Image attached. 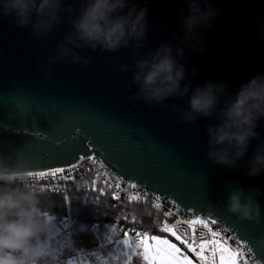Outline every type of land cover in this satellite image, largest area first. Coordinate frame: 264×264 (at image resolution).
Returning a JSON list of instances; mask_svg holds the SVG:
<instances>
[{
  "label": "water",
  "instance_id": "95a60500",
  "mask_svg": "<svg viewBox=\"0 0 264 264\" xmlns=\"http://www.w3.org/2000/svg\"><path fill=\"white\" fill-rule=\"evenodd\" d=\"M208 2L217 15L211 27L200 30L206 34L202 51L183 46L180 62L186 79L181 83L193 89L206 81L223 83L234 94L242 83L264 74V0ZM80 3L64 0L61 23L44 37L33 36L30 26H15L11 16L0 17V153L9 157L8 166L23 157L33 174L51 173L98 158L133 188L158 194L182 213L230 230L264 264V195L257 197L258 221L241 220L227 209L233 188L264 193V173L248 177L247 166L212 165L205 156L203 125L216 121L201 117L188 124L178 119L182 112L172 110L174 104L187 109L188 97L169 98L167 108L128 99L138 90L132 79L138 70L135 62L162 44L180 43V17L187 15L188 0H135L148 10L141 47L131 41L128 48L109 52L69 45L91 63L61 60L51 78H45L53 54L49 50L72 31L69 21L77 12L67 9L78 10ZM256 131L260 140L251 141L245 161L264 141V119Z\"/></svg>",
  "mask_w": 264,
  "mask_h": 264
},
{
  "label": "clouds",
  "instance_id": "9594fccd",
  "mask_svg": "<svg viewBox=\"0 0 264 264\" xmlns=\"http://www.w3.org/2000/svg\"><path fill=\"white\" fill-rule=\"evenodd\" d=\"M202 3L205 7L200 6ZM63 5L64 0H0V17L11 16L15 26H30L33 36L44 37L61 23L59 12ZM67 11L77 12L69 21L72 31L55 50H49L53 54L44 70L45 78H51L53 67L61 60L83 66L91 63V59L82 58L69 45L75 49L116 52L128 48L131 41L139 48L147 38L148 10L138 7L135 0H81L78 10L69 7ZM216 15L217 10L208 0H188L187 15L181 13L180 17V28L184 31L180 43L162 44L135 62L138 70L132 79L138 90L128 99L167 108L165 101L169 98L188 97L187 109L172 105L174 112H182L178 117L181 122L194 124L201 117L216 121L203 125L208 161L237 170L247 166L246 175L257 177L264 173V141L255 146L254 154L246 161L245 157L251 141L260 140L256 129L258 121L264 119V74L242 83L234 94L228 93L223 83L206 81L194 89L189 83H181L186 79L185 65L180 62L184 58L183 46L186 44L194 53L202 51L206 34L200 30L211 27ZM41 63L37 61L38 66ZM192 75H196L194 68ZM8 160V156L0 153V181L12 184L32 173L23 157L17 159L14 167L8 166ZM42 194L44 189L27 183L0 189V264H26L24 258L33 254L34 241L55 229L54 216L38 208ZM260 195L264 193L258 188H233L227 209L241 220L258 221L261 204L257 197Z\"/></svg>",
  "mask_w": 264,
  "mask_h": 264
},
{
  "label": "trees",
  "instance_id": "16d2710c",
  "mask_svg": "<svg viewBox=\"0 0 264 264\" xmlns=\"http://www.w3.org/2000/svg\"><path fill=\"white\" fill-rule=\"evenodd\" d=\"M87 162L85 160V164ZM52 182L48 177L34 181L17 180L12 184L0 181V189L22 187L24 183L44 189L38 208L55 218V229L34 241L33 254L24 258L26 264H73L75 250L91 251L92 258L103 260L104 264H147L143 260L146 247L129 246L125 249L121 242L126 238L123 232L127 228L149 232L151 240L154 235L165 236L159 229L171 223L162 210L151 204L115 199L108 187L97 179L92 167H87L75 181L68 183L67 195L51 191ZM56 184L62 185V182ZM69 212L75 221L71 236L61 226ZM160 248L155 246V251ZM147 249L153 255L152 248Z\"/></svg>",
  "mask_w": 264,
  "mask_h": 264
},
{
  "label": "built area",
  "instance_id": "2783aa9c",
  "mask_svg": "<svg viewBox=\"0 0 264 264\" xmlns=\"http://www.w3.org/2000/svg\"><path fill=\"white\" fill-rule=\"evenodd\" d=\"M86 160L88 161L87 164H85L84 160L79 166L73 169L57 173L55 176H45L44 178H52L53 182L50 185V190L55 192L61 191L67 195L68 183L75 181L76 177L79 174L83 173L87 167H92L95 169L97 179L108 187L114 197L119 196L120 199H123L129 203L151 204L154 208L162 210L165 213V216L171 220V223L165 226L175 229L182 236L187 230V236L189 239H191L192 234L190 229H188V226L182 225L178 221L198 220V218L182 213L175 206H173L158 194L152 193L147 190H137L133 188L123 178L114 174L107 167H105L98 158L91 157ZM24 178L33 179L31 181H34V179L41 180V178L37 176H29ZM57 181H61L62 185H57ZM168 212H173L175 213V215L167 216L166 213ZM74 224L75 221L72 218L70 212L68 213V217L61 222V226L65 229L69 236H71L72 234ZM207 224V228H204L201 225L195 226L197 228V244H199L200 242V235H203L206 240H215L217 241L219 246H222L227 251H230L236 257L237 264H262L256 259L251 249L247 245L241 243L236 238L235 234L230 230L212 223ZM165 226H163L162 228H164ZM162 228L159 229L160 232H162ZM121 230H123V228H121ZM126 231L129 232V235L121 241L124 244L125 249H127L129 246L136 247L146 245L148 236L150 234L149 232H143L134 228H127ZM137 232L141 234L140 237L136 236ZM212 232H216L219 235L212 236ZM162 233L170 236L185 250L184 245L177 241L175 237L171 236L170 233ZM125 241L127 242L125 243ZM187 253L190 254L193 259L199 264H213V261H215V264H219V256L217 255L214 258L211 252H205L204 255L206 257V260L204 261H201V259L195 256L192 252ZM73 264H104V261L92 258L91 251L80 252L75 250V258L73 260Z\"/></svg>",
  "mask_w": 264,
  "mask_h": 264
},
{
  "label": "snow or ice",
  "instance_id": "6c2138e0",
  "mask_svg": "<svg viewBox=\"0 0 264 264\" xmlns=\"http://www.w3.org/2000/svg\"><path fill=\"white\" fill-rule=\"evenodd\" d=\"M63 168L56 169V172L45 173H30L29 176H37L41 179L45 176H55L57 173L64 172ZM115 199L119 200L120 197L116 196ZM159 207V206H157ZM167 216H174L175 213L168 212ZM182 225H187L188 229L191 231V239L187 236V230L185 234L182 236L175 229L169 228L165 226L161 229L162 232L170 233L171 236L175 237L177 241H179L182 245H184L185 251H182L180 247H177L176 244L171 243L168 239H160L159 236H152L151 240L158 243V245L164 246L163 248L157 249L154 255H150L147 247L143 253V260L147 262V264H193V261L186 255V252H192L195 256L201 259V261L206 260L205 252H211L213 257L219 256V264H237V259L235 256H229L226 258V249L222 246H219L217 241L215 240H206L203 235L199 237V244H197V228L195 226L201 225L204 228L208 227V224L205 220H186V221H178ZM129 235L128 231L123 232V236L127 237ZM140 233L137 232L136 236L140 237ZM219 234L216 232H212V236H218ZM127 241H125L126 243ZM199 249V250H197ZM215 264V261H213Z\"/></svg>",
  "mask_w": 264,
  "mask_h": 264
},
{
  "label": "rangeland",
  "instance_id": "374dc122",
  "mask_svg": "<svg viewBox=\"0 0 264 264\" xmlns=\"http://www.w3.org/2000/svg\"><path fill=\"white\" fill-rule=\"evenodd\" d=\"M31 180H33V179H30V178H27V179H25V178H23V181H31ZM34 180H37V179H34ZM160 239H168L171 243H173V244H176L177 245V247H180L181 248V250L182 251H185L175 240H173L170 236H168V235H165V236H162V237H160ZM154 245H157V246H159V247H161V248H163L164 246H162V245H158V243L157 242H155V241H151L149 238H148V240H147V243H146V246L145 247H147V248H152V245L153 244ZM226 253H227V255L228 256H234L230 251H226ZM186 255L193 261V264H199L197 261H195L194 259H193V257L190 255V254H188L187 252H186Z\"/></svg>",
  "mask_w": 264,
  "mask_h": 264
},
{
  "label": "crops",
  "instance_id": "0c3cea01",
  "mask_svg": "<svg viewBox=\"0 0 264 264\" xmlns=\"http://www.w3.org/2000/svg\"><path fill=\"white\" fill-rule=\"evenodd\" d=\"M148 238H149V236H148ZM146 246V245H145ZM155 246H157V245H152V251H153V255L155 254Z\"/></svg>",
  "mask_w": 264,
  "mask_h": 264
}]
</instances>
